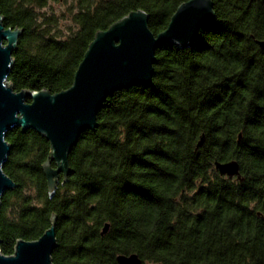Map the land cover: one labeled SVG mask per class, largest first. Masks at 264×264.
I'll return each mask as SVG.
<instances>
[{
    "label": "trees",
    "instance_id": "16d2710c",
    "mask_svg": "<svg viewBox=\"0 0 264 264\" xmlns=\"http://www.w3.org/2000/svg\"><path fill=\"white\" fill-rule=\"evenodd\" d=\"M50 1L0 0L5 27L23 29L15 91L69 88L99 30L143 9L158 34L187 0H72L67 36L41 12ZM214 4L216 21L193 46L157 49L150 84L106 99L53 196L48 139L20 126L6 133L3 168L17 187L1 198L2 254L42 236L55 214V264H118L133 253L144 264H264V0ZM216 160H237L244 180L220 175Z\"/></svg>",
    "mask_w": 264,
    "mask_h": 264
},
{
    "label": "water",
    "instance_id": "95a60500",
    "mask_svg": "<svg viewBox=\"0 0 264 264\" xmlns=\"http://www.w3.org/2000/svg\"><path fill=\"white\" fill-rule=\"evenodd\" d=\"M214 0H187L179 5L167 28L155 34L149 27V14L143 9L129 12L99 30L91 41L74 77L73 84L60 92L48 89L15 91L8 80L14 64L21 28H6L0 14V204L3 194L17 187L5 171L12 146L6 133L16 126L43 134L51 145L49 159L43 165L50 197L56 193L60 176L71 173L70 151L82 133L98 127V112L108 97L135 85H148L155 74L156 51L164 43L179 48L193 46L203 27L216 21ZM264 51V39H256ZM30 99V101H29ZM242 133L239 134V142ZM202 134L197 147L204 144ZM54 163V165H53ZM220 175L243 181L237 160L215 161ZM57 216L36 240L18 239L14 253L4 255L0 264H55L52 254L58 245ZM106 222L101 234H106ZM1 243V239H0ZM118 264H144L135 253L117 255ZM207 264V263H198Z\"/></svg>",
    "mask_w": 264,
    "mask_h": 264
},
{
    "label": "rangeland",
    "instance_id": "374dc122",
    "mask_svg": "<svg viewBox=\"0 0 264 264\" xmlns=\"http://www.w3.org/2000/svg\"><path fill=\"white\" fill-rule=\"evenodd\" d=\"M71 5L72 0H56L50 1L46 7L41 9V12L44 14L58 17L57 28L62 32V36H67L69 34V27L74 25L69 13Z\"/></svg>",
    "mask_w": 264,
    "mask_h": 264
}]
</instances>
